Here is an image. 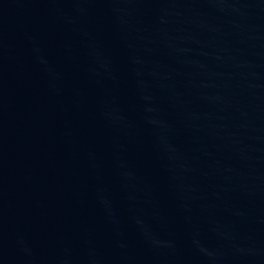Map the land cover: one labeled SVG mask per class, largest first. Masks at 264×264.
<instances>
[{
	"label": "water",
	"instance_id": "1",
	"mask_svg": "<svg viewBox=\"0 0 264 264\" xmlns=\"http://www.w3.org/2000/svg\"><path fill=\"white\" fill-rule=\"evenodd\" d=\"M0 146L106 264H264V0H0Z\"/></svg>",
	"mask_w": 264,
	"mask_h": 264
}]
</instances>
